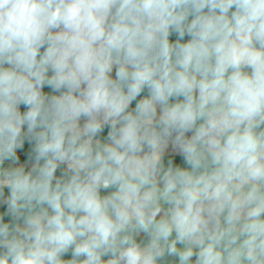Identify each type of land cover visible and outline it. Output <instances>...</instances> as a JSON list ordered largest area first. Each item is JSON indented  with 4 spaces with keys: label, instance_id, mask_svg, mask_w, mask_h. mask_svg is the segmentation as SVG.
I'll use <instances>...</instances> for the list:
<instances>
[{
    "label": "clouds",
    "instance_id": "obj_1",
    "mask_svg": "<svg viewBox=\"0 0 264 264\" xmlns=\"http://www.w3.org/2000/svg\"><path fill=\"white\" fill-rule=\"evenodd\" d=\"M0 264H264V0H0Z\"/></svg>",
    "mask_w": 264,
    "mask_h": 264
}]
</instances>
